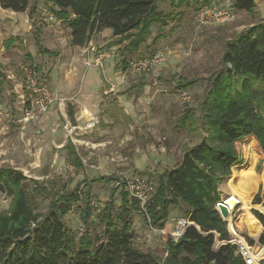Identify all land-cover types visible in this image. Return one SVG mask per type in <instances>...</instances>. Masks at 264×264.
Masks as SVG:
<instances>
[{
  "label": "trees",
  "instance_id": "obj_1",
  "mask_svg": "<svg viewBox=\"0 0 264 264\" xmlns=\"http://www.w3.org/2000/svg\"><path fill=\"white\" fill-rule=\"evenodd\" d=\"M40 1L0 0V6L15 12L27 11L39 49L52 54L39 37L36 17ZM44 1L52 3L55 15L69 26L73 45L82 47L93 31L111 29L114 43L125 42L119 48L123 63L147 44L155 25L160 29L168 25L169 16L160 9L159 1L169 2L173 8L210 4L209 0ZM232 1L234 9L255 13L254 0ZM13 39L7 40L8 46ZM5 78L0 70V89ZM197 81L182 78L176 89L184 91ZM68 113L73 122V106L69 105ZM199 113L197 117L193 108L187 107L178 120L181 128L199 140L193 147L184 149L181 161L157 176L140 172L155 182V190L144 207L124 190L117 175L92 180L116 183L100 215L103 238L98 241L88 229L78 236L65 222L78 201L84 203L82 222L86 225L89 222L93 198L90 181L84 179L74 188L70 187V180H51L46 185L38 179H28L20 170L1 167L0 191L11 197V204L7 211H0V264H245L234 245L227 244L214 251L213 232L222 239L229 238L226 222L216 204L220 202L221 181L231 175V168L238 162V144L251 139L264 153V20L234 32L224 41L220 68L208 81ZM65 147L69 149V162L76 169H83V160L72 141ZM244 158L249 167H255L256 154L248 151ZM26 181H32L34 187L30 189ZM116 192L121 195L119 204L114 198ZM41 195L50 198L44 213L37 211L35 201ZM253 202L264 205V184L259 186ZM181 204L187 207L185 217L194 225L177 242L168 238L167 255L163 259L135 246L132 231L135 211L144 214L150 227L162 230L171 210ZM254 214L259 220L253 214H246L243 224L256 237L263 230L258 242L264 246V215L258 211Z\"/></svg>",
  "mask_w": 264,
  "mask_h": 264
},
{
  "label": "rangeland",
  "instance_id": "obj_2",
  "mask_svg": "<svg viewBox=\"0 0 264 264\" xmlns=\"http://www.w3.org/2000/svg\"><path fill=\"white\" fill-rule=\"evenodd\" d=\"M158 5L168 14V25L165 29L155 25L147 44L142 46L139 53L129 56L127 63H123L119 51V44L124 43H114L113 38L108 40L102 35V38L97 39L100 49L104 48L112 53V58L104 63L103 68L120 73L128 72V84L125 87L129 97L128 115L123 113L125 118L121 121L120 115L111 110L114 123L109 125L101 122L98 117L91 119L90 122L94 125L84 135H79V130L72 126L67 115V104L79 100L84 84V79L79 78V72L87 73L91 68L100 67L86 66L82 48L71 43V30L66 22L56 15L53 20L46 19L44 10L53 11V6L44 1L36 17L37 24L43 28L40 36L42 45L52 50V54L39 49L36 34L32 31L25 37H14L9 41V46L8 43L4 44L5 50L0 58V70L3 74L6 76L11 72L17 73L19 79L25 80L21 66H30L37 71L38 81L46 85L54 103L40 120L30 122V126L23 130L20 123L21 128L18 127V104L22 106L24 113L25 108L32 103L31 91L25 83L21 91L14 87V82L5 81L0 89V168L19 169L28 179H38L46 185L51 180H70V187L74 188L84 179L90 181L93 198L87 225L80 216L84 207L82 201L76 202L65 217L67 227L78 236L81 228H84L83 233L88 229L96 241L103 238L100 215L116 183L94 182V178L112 174L119 179L123 175L135 177L141 176L142 171L157 176L178 164L184 149L193 147L199 141L190 131L181 128L178 120L187 107L193 108L195 116L200 115L199 103L212 73L220 68L224 41L236 32L234 27L238 22L235 19L226 26L197 30L194 24L197 6L191 5L182 12L167 1H159ZM181 13L183 14L180 16ZM155 54L163 56V61L157 66L153 65L145 70L133 66V63L149 60ZM100 70L102 71L101 68ZM89 73L95 74V71ZM101 76V89L96 88V91L107 102L115 101L116 95L103 93L108 85L103 74ZM182 78L198 81L180 92L176 85ZM143 83H148V86L142 87ZM89 84L92 88L93 83ZM185 91L190 95V100L183 98ZM32 97L34 99V95ZM82 137L88 142H82ZM68 138L76 145L84 163L83 169H76L69 164V149L60 148L67 143ZM238 148V162L231 168V175L221 181L218 193L220 201L230 196L232 191L228 182L231 177L237 192V205L232 213L234 226L248 240L257 243L259 236L250 234L242 222L246 214L255 216L254 211L264 215V205L253 202L259 186L264 184V153L251 139L238 144ZM248 151L258 157L255 167H249L245 163L244 157ZM26 184L30 189L34 187L32 181H26ZM252 193L254 195L249 196ZM114 198L119 204V192H116ZM35 201L37 211L46 212L50 198L41 195L36 196ZM10 204L11 197L0 191V211H7ZM245 204L249 205V209L245 208ZM185 208L187 207L181 204L171 210L164 230H174L175 219L185 217ZM162 230L150 227L144 214L134 212L132 231L135 246L160 259L166 256V242L170 237L169 231L163 233Z\"/></svg>",
  "mask_w": 264,
  "mask_h": 264
},
{
  "label": "built area",
  "instance_id": "obj_3",
  "mask_svg": "<svg viewBox=\"0 0 264 264\" xmlns=\"http://www.w3.org/2000/svg\"><path fill=\"white\" fill-rule=\"evenodd\" d=\"M233 1L223 0L220 4L210 3L201 4L195 14L194 24L197 30L207 28V27H217L224 26L232 21L233 14ZM44 15L46 19H55V14L53 11L44 10ZM97 31H93L89 40L83 48V53L85 55V64L87 67H104V63L112 58V53L107 49H100L95 43V35ZM163 61V56L161 54H155L151 59L140 61L138 63H133V66L139 70H145L153 65H158L159 62ZM22 71L24 73V83L29 91H31L32 103L28 105L23 116L20 118L19 122L22 127H25L30 122H35L40 120L41 116L48 111V107L53 105L54 98L48 91L46 85L38 81L37 71L32 69L30 66L22 65ZM34 95V99L33 96ZM183 98L185 100H190V95L188 92L183 93ZM94 123L87 125L90 128ZM120 182L124 187V190L129 192L134 198H137L141 202V206L144 204L151 196L152 192L155 190V185L152 181H149L143 176L129 177L123 175L120 178ZM226 201V200H225ZM225 201H222L226 204ZM221 202V201H220ZM216 204V209L219 214L226 222L227 231L229 233V238L222 239L220 234L213 232L214 243L213 250L218 251L221 247L231 244L236 248V253L241 257L245 264H264V246L260 243H252L248 240L245 234L239 232V230L231 223L227 218H224L221 214L220 207ZM227 208H228V204ZM229 210V208H228ZM235 210V209H234ZM193 225L189 217H178L174 222V230H162L163 233H170V237L174 242H177L185 233L186 229ZM84 228H81L80 235L83 233ZM167 255V253H166Z\"/></svg>",
  "mask_w": 264,
  "mask_h": 264
},
{
  "label": "crops",
  "instance_id": "obj_4",
  "mask_svg": "<svg viewBox=\"0 0 264 264\" xmlns=\"http://www.w3.org/2000/svg\"><path fill=\"white\" fill-rule=\"evenodd\" d=\"M209 1H210V3H218V4L223 2V0H209ZM254 1L256 4L254 14H250L246 11H241V10H236V9L233 10L234 17H233L232 21L237 19V22H238L236 27H234L235 31H241L242 29H244L248 26H251L260 20H264V0H254ZM43 2H44V0L40 1V5H39L40 7L42 6ZM48 4L53 6L52 3H48ZM186 9H187L186 7L176 8L177 11H182V12H184ZM182 14L183 13H181L180 16ZM226 25H224V26H226ZM219 27H222V26L209 27V28H219ZM39 30H40V33H39V37H40V36H42L43 28L41 26H39ZM30 31H32V33H35L33 22L29 18L27 11L26 12H15V11H12L9 9H3L0 6V58L2 57V53L5 50L4 44H6V42H4V41L6 39H9L11 37L12 38H14V37L18 38L21 35H24V37H25L26 34L30 33ZM101 35H102V37L108 38V40L110 38L114 39V37L112 36V30L111 29H104L102 31L97 32V34L95 35L96 45H97V39L102 38ZM40 40H41V37H40ZM41 43H42V41H41ZM122 45L119 44V48ZM84 46L81 47L82 50H83ZM45 49H47V48L45 47ZM47 50H49V49H47ZM49 51H52V50H49ZM46 54H48V53H46ZM101 69H102V71L100 70V68H96V69L91 68V69H89V71L87 73H82V74H80L81 72H79V78L81 77L82 79H84L83 89L81 90V94L79 95V100L74 102V103L67 104V115H68V118L70 121H71V118L69 117V113H68L69 112V105L73 106L74 121L73 122L71 121V124H72V126H74V128L79 130V133H80L79 135H84L85 133L88 132L89 128H87V125L91 123L90 122L91 119L95 120L98 117L99 120H101V122L104 121V123H107L108 125L114 123V119L112 118L113 115H112L111 110L116 111L120 115L121 121L125 118V116H123V113L128 115L127 104L129 102V100H128L129 97L126 94L127 90L125 89L126 85L128 84L127 80H126L127 76H128V72L125 71L123 73H120L119 71L118 72L113 71L112 69L106 70L103 67ZM90 71H95V74H90L89 73ZM101 74H103L105 81L107 83L106 85H108L103 90V93L106 95L109 93L116 95V97H115L116 100L113 102H107V100H105L102 97L101 93L96 91V88H97V90L101 89V85H102ZM18 75L19 74H17V73L11 72V73L6 75V78H7L6 80L14 82V87L17 90L21 89V91H22L24 79H19ZM89 83H93L92 88H91V85ZM145 86L147 87L148 83L142 84V87H145ZM90 94L92 97L90 96ZM20 96H22V95H20ZM19 103L21 104L22 102L20 101ZM18 107L19 108H18L17 118H18V120H20V118L23 116L24 113L22 110V106H20L18 104ZM126 119L129 120V118H126ZM19 123L20 122H18V127L21 128ZM28 126H30V124L25 126V128L23 127V130L26 129ZM117 127H119V126H117ZM107 129H110V127H108ZM80 139L82 142H86V143L88 142L87 140H84V137H82ZM69 140H71V139L68 138L67 143ZM72 143H73V141H72ZM66 144L61 145L60 148L65 147ZM74 146L76 148L75 144H74ZM76 150H77V148H76ZM77 152H78V150H77ZM56 162L57 161L55 159L54 163H56ZM69 164H71V163L69 162ZM14 169H16V168H14ZM17 170H19V169H17Z\"/></svg>",
  "mask_w": 264,
  "mask_h": 264
},
{
  "label": "bare ground",
  "instance_id": "obj_5",
  "mask_svg": "<svg viewBox=\"0 0 264 264\" xmlns=\"http://www.w3.org/2000/svg\"><path fill=\"white\" fill-rule=\"evenodd\" d=\"M247 174H248V172L246 171V174H245L246 178H247ZM228 185L231 188L232 193L230 194V196L225 198L223 201L226 200L225 202H226V204H228V208H229V213H228V216L226 218L232 223V222H234L233 221L234 217H233L232 213H233V210H234L235 206L237 205V199L235 198L237 192H236V189H235V185H234L233 179L231 177L229 179ZM243 208H244V205H243ZM245 208L249 209V205L245 204ZM238 226H240V225H238ZM242 227H243V225H242ZM263 251H264V249H263ZM263 254H264V252H263Z\"/></svg>",
  "mask_w": 264,
  "mask_h": 264
},
{
  "label": "water",
  "instance_id": "obj_6",
  "mask_svg": "<svg viewBox=\"0 0 264 264\" xmlns=\"http://www.w3.org/2000/svg\"><path fill=\"white\" fill-rule=\"evenodd\" d=\"M218 206L220 207V210H221V214L224 218H226L228 216V213H229V210L227 208V205L224 203V202H220L218 204ZM192 224L194 225V223L192 222ZM259 243V242H258Z\"/></svg>",
  "mask_w": 264,
  "mask_h": 264
}]
</instances>
